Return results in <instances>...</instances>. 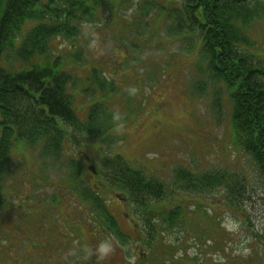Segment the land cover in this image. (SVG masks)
<instances>
[{"label":"rangeland","instance_id":"rangeland-1","mask_svg":"<svg viewBox=\"0 0 264 264\" xmlns=\"http://www.w3.org/2000/svg\"><path fill=\"white\" fill-rule=\"evenodd\" d=\"M171 2L118 0L92 24H79L76 38L53 40V58L67 62L73 77L67 90L77 119L87 121L98 105L119 121L107 135L109 143L63 126L60 158L43 156L40 146L26 142L13 148L0 206V264H264V179L234 143L231 94L206 74L201 32L187 33L195 21L191 10L179 16ZM260 17L245 30L250 44L238 51L264 69ZM183 19L190 23L185 38L177 34L186 26ZM35 25L23 26L17 46ZM98 82H105L104 90ZM117 155L163 183L166 195L151 200L152 212L180 206L185 225L168 231L151 214L161 234L150 231L145 208L128 199L130 193L112 182L104 166L106 156ZM71 161L84 165L85 181L106 202L127 242L96 220L91 225L90 203L71 190ZM176 171L219 172L235 185L188 191L175 183ZM107 237L118 243L98 260L96 246Z\"/></svg>","mask_w":264,"mask_h":264},{"label":"trees","instance_id":"trees-1","mask_svg":"<svg viewBox=\"0 0 264 264\" xmlns=\"http://www.w3.org/2000/svg\"><path fill=\"white\" fill-rule=\"evenodd\" d=\"M115 1L118 0H47L44 3L41 0H0V206L10 157L18 144H34L40 146L41 155L60 158L65 151L63 125L77 134L87 133L110 142L111 137L107 135L119 121L118 116L107 114L97 105L90 109L87 121L77 119L73 107L75 98L67 90L73 84V77L68 74L67 62L60 56L53 58L51 45L56 38H76L79 24L83 21L92 24L94 18L100 19L101 10ZM186 1L182 5L173 0L171 3L179 16L185 17L191 10V19L194 16L195 21H191L187 33L191 30L192 34V28L201 32L200 39L204 41L201 61L209 68L206 74L216 84L226 86L232 95L234 143L254 159L264 179V69L253 65L238 51L250 44L244 30L261 16L264 0ZM183 21L186 26L181 28L180 35H184L190 24ZM29 22L36 25L17 46V36ZM11 59L13 65L8 63ZM6 63L9 65L2 66ZM96 86L102 91L105 82H98ZM70 165L72 177L76 178L71 190L77 192L83 202L90 203L91 219L96 220L101 229L127 242L105 201L93 193L84 180L83 164L71 161ZM104 166L112 182L130 193L129 200L145 208V218H148L150 231L157 233L155 236L161 232L155 221V224L149 221L151 214L163 221L168 231L185 225L180 206L152 212L151 200L160 202L166 195L163 183L146 178L119 155L106 157ZM174 175L175 183L182 184L188 191L197 187L198 190L220 186L228 189L229 185H235L225 183L224 174L219 172L197 175L176 171ZM91 225L95 227L96 222Z\"/></svg>","mask_w":264,"mask_h":264},{"label":"clouds","instance_id":"clouds-1","mask_svg":"<svg viewBox=\"0 0 264 264\" xmlns=\"http://www.w3.org/2000/svg\"><path fill=\"white\" fill-rule=\"evenodd\" d=\"M118 243L113 237H107L101 240L96 246V255L98 260H104L114 252V245Z\"/></svg>","mask_w":264,"mask_h":264}]
</instances>
